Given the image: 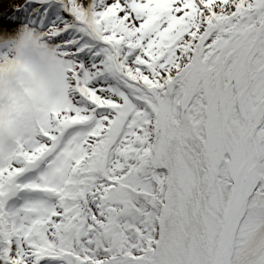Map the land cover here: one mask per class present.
Masks as SVG:
<instances>
[{"label": "snow or ice", "instance_id": "6c2138e0", "mask_svg": "<svg viewBox=\"0 0 264 264\" xmlns=\"http://www.w3.org/2000/svg\"><path fill=\"white\" fill-rule=\"evenodd\" d=\"M0 264H264V0H0Z\"/></svg>", "mask_w": 264, "mask_h": 264}]
</instances>
